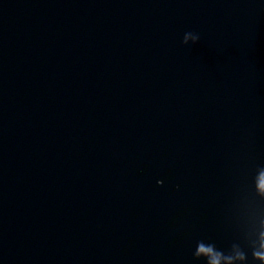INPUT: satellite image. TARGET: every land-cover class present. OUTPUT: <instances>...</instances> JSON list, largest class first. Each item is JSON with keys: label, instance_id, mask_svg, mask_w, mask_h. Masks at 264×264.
<instances>
[{"label": "water", "instance_id": "water-1", "mask_svg": "<svg viewBox=\"0 0 264 264\" xmlns=\"http://www.w3.org/2000/svg\"><path fill=\"white\" fill-rule=\"evenodd\" d=\"M0 264H264V0H0Z\"/></svg>", "mask_w": 264, "mask_h": 264}]
</instances>
